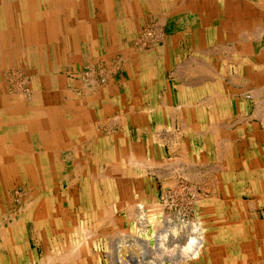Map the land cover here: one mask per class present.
<instances>
[{
    "label": "rangeland",
    "instance_id": "1",
    "mask_svg": "<svg viewBox=\"0 0 264 264\" xmlns=\"http://www.w3.org/2000/svg\"><path fill=\"white\" fill-rule=\"evenodd\" d=\"M106 1L0 0V121L38 122L25 129L23 140H32L34 154L27 152L28 158L19 160L15 151L0 149L12 154L7 159L0 152V264H126L129 258L141 264H264V200L211 196L210 182L181 172L160 176L162 169L176 167L174 159L157 164L153 159L149 166L126 158L121 160L127 165H104L116 155L102 156L96 148L81 151L80 142L71 148L69 139L76 133H64L65 128L77 127L76 137L81 136L83 122L87 129L89 122L112 115L113 109L99 110L112 90L121 85L118 91L125 92L119 82L127 75L125 46L161 44L174 25L153 13H140L136 16L144 19L132 23L136 16L126 0L120 13L116 0ZM119 16L117 45L116 37L102 38L100 29L112 31L117 25L112 17ZM51 110L55 121L48 117ZM38 132L48 134L50 141L39 142ZM33 156L34 162L29 160ZM157 200L164 211L150 212ZM138 202L146 205L145 229L131 211ZM166 224L178 229L170 234L171 252L163 253L157 250V230L167 232ZM198 227L204 228L203 248L176 263L186 256L178 250L191 236H199Z\"/></svg>",
    "mask_w": 264,
    "mask_h": 264
},
{
    "label": "crops",
    "instance_id": "2",
    "mask_svg": "<svg viewBox=\"0 0 264 264\" xmlns=\"http://www.w3.org/2000/svg\"><path fill=\"white\" fill-rule=\"evenodd\" d=\"M125 4L135 16L153 13L160 21H172L173 28L161 44L122 46L127 75L119 82L125 92L118 91L121 85L112 90V98L106 97L99 109H113L112 115L89 122L87 129L83 122V134L76 137V132L71 148L80 142L81 151L96 148L116 155L104 165H127L122 161L126 158L138 165L174 159L177 169H162V176L182 172L210 182L215 190L211 196L264 200V0ZM116 5L120 13L124 2L116 0ZM112 21L116 28L100 33L102 38L116 37L118 45L122 18ZM248 92L252 98H246ZM140 176L136 172L139 182Z\"/></svg>",
    "mask_w": 264,
    "mask_h": 264
},
{
    "label": "bare ground",
    "instance_id": "3",
    "mask_svg": "<svg viewBox=\"0 0 264 264\" xmlns=\"http://www.w3.org/2000/svg\"><path fill=\"white\" fill-rule=\"evenodd\" d=\"M103 1V0H102ZM106 1V0H105ZM158 1V0H157ZM107 2V1H106ZM253 2V1H252ZM261 2H262V0H261ZM223 3V2H222ZM107 4V3H106ZM167 4H168V2H167ZM255 4V3H254ZM100 5V4H99ZM257 6V5H256ZM258 6H259V4H258ZM101 7V6H100ZM230 7V6H229ZM27 8V7H26ZM157 8H158V6H157ZM156 8V9H157ZM98 10V9H97ZM96 11V10H95ZM194 12V11H193ZM98 13V12H97ZM82 14V13H81ZM99 14V13H98ZM184 14V13H183ZM104 15V14H103ZM99 16V15H98ZM101 16H102V12H101ZM65 18V17H64ZM102 18V17H101ZM178 18V17H177ZM38 19V18H37ZM96 21H97V19H96ZM98 24H99V22H98ZM127 27V26H126ZM248 28V27H247ZM181 29V28H180ZM141 33V32H140ZM248 33V32H247ZM247 33H245V34H247ZM146 34V33H145ZM240 34V33H239ZM262 34V33H261ZM101 35V34H100ZM142 35V34H141ZM147 35H148V33H147ZM254 36H255V34H253ZM38 37V36H37ZM101 38V37H100ZM157 38V37H156ZM68 40V42H69V38L67 39ZM100 40V39H99ZM146 40V39H145ZM144 40V41H145ZM160 43V42H159ZM145 44V43H144ZM123 46V45H122ZM140 48V47H139ZM231 51H233V50H231ZM97 53V52H96ZM232 54V53H231ZM229 56H231V55H229ZM229 59H232V58H229ZM228 59V60H229ZM239 59H241V58H239ZM236 60V59H235ZM238 61V60H237ZM200 63V62H199ZM205 64V63H204ZM203 64V65H204ZM200 65V64H199ZM119 66V65H118ZM27 67V66H26ZM124 71V70H123ZM1 72V71H0ZM86 73H89V72H86ZM117 77V76H116ZM189 78V77H188ZM189 81V80H188ZM196 81V80H195ZM193 82V81H192ZM192 82H190V83H192ZM195 83V82H194ZM97 84V83H96ZM256 88V87H255ZM101 89V88H100ZM251 89V88H250ZM252 90V89H251ZM263 90V89H262ZM247 92V91H246ZM258 94V93H257ZM261 94V93H260ZM264 94V93H263ZM256 95V94H255ZM111 97V96H110ZM112 98V97H111ZM71 100V99H70ZM261 100H264V98L263 99H261ZM262 102V101H261ZM260 102V103H261ZM257 105H258V103H257ZM259 106V105H258ZM257 106V107H258ZM262 106V105H261ZM260 106V107H261ZM259 107V108H260ZM31 109V108H30ZM29 109V110H30ZM260 110V109H259ZM257 111V110H256ZM262 111H263V109H262ZM258 112V111H257ZM30 113V112H29ZM263 114V113H262ZM48 117H52V119L55 121V118H56V115L54 114V112L51 110L50 111V113L48 114ZM111 117V116H110ZM262 117V116H261ZM89 118V117H88ZM115 118V117H114ZM51 119V120H52ZM112 119V118H111ZM86 120V119H85ZM39 122H41V121H39ZM110 122V121H109ZM37 123L38 122H36V120L35 119H29V120H27V121H21L20 123H10L9 121L8 122H6L5 120L4 121H0V149H7V150H9V151H11V152H13V151H15L16 152V155L18 154L19 155V157L17 158V159H19V160H21V159H24V158H28V157H26L25 155H28L27 154V152H30V151H32V153L34 154L35 152H34V150L36 149L32 144H30L29 142H31L32 140H30V139H28L29 140V142H28V140H26V141H23L24 140V137H25V134L27 133L28 134V131H26L25 129H28L29 127L30 128H32V127H35L36 125H37ZM217 123V122H216ZM219 123V122H218ZM14 125H16V127H13ZM65 125H67V121L65 122ZM15 128V129H14ZM78 128L77 127H75V128H73V126L72 125H68L67 126V128H65V132L64 133H66V132H70V133H76V132H78L79 130H77ZM154 131V130H153ZM156 133V132H155ZM159 133V132H158ZM164 133V132H163ZM83 134V133H82ZM170 135V134H169ZM35 138L39 141V142H41V143H43V142H49L50 140H48V134H46V133H44V132H38V133H36L35 134ZM69 141H70V139H69ZM74 141V140H73ZM73 141H71L72 143H73ZM35 143V142H34ZM127 143V142H126ZM70 147V146H69ZM64 149V148H63ZM49 150V149H48ZM234 150V149H233ZM1 153H2V155L3 156H5L7 159H12V154H10V152H6V151H0ZM18 152V153H17ZM52 153V152H51ZM40 154V158H43V159H49L50 157H48L49 155H48V153L47 154H43V153H39ZM69 154V153H68ZM72 154V153H71ZM182 154V153H181ZM1 155V157L0 158H2L3 156ZM67 155V154H66ZM82 155V154H81ZM80 156V155H79ZM78 156V157H79ZM102 156H103V154H102ZM66 157V156H65ZM33 159H29V160H33V162H34V156L32 157ZM73 158H74V156H73ZM83 158V157H82ZM94 158V157H93ZM62 159V158H61ZM75 159V158H74ZM251 159V158H250ZM6 160V159H5ZM80 160H81V158H80ZM251 160H253V159H251ZM9 161V160H8ZM180 161V160H179ZM18 162V161H17ZM17 162H16V164H17ZM21 162V161H20ZM33 162H29V163H32L33 164ZM135 162V161H134ZM176 162V161H175ZM75 163V162H74ZM91 163V162H90ZM173 163V162H172ZM179 162H177L176 164H178ZM50 164V163H49ZM175 164V163H174ZM8 165V164H7ZM23 165V164H22ZM141 165V164H140ZM144 165V164H143ZM181 165V164H180ZM192 165V164H191ZM14 166V165H13ZM63 166V165H62ZM150 166V165H149ZM179 166V165H178ZM210 166V165H209ZM30 167V166H29ZM92 167V166H91ZM182 166H180V168H181ZM197 167V166H196ZM63 168V167H62ZM159 168V167H158ZM183 168V167H182ZM190 168V167H189ZM221 168H223V167H221ZM2 169H3V167H2ZM1 169V170H2ZM71 169V168H70ZM116 169H118V168H116ZM172 169V168H171ZM179 169V168H178ZM190 169H192V168H190ZM195 169V168H194ZM198 169V168H197ZM20 170V169H19ZM106 170V169H105ZM149 170V169H148ZM154 170V169H153ZM156 170V169H155ZM161 170V169H160ZM169 170V169H168ZM208 170V169H207ZM3 171V170H2ZM1 171V172H2ZM12 171V170H11ZM108 171V170H107ZM110 171V170H109ZM118 171V170H117ZM158 171H159V169H158ZM171 171H173V170H171ZM174 171H175V168H174ZM177 171V170H176ZM32 172V171H31ZM37 172H38V170H37ZM169 173V172H168ZM182 173V172H181ZM186 173H188V172H186ZM196 173V172H195ZM202 173V172H201ZM40 174V173H39ZM180 174V173H179ZM183 174V173H182ZM234 174V173H233ZM128 175V174H127ZM186 175V174H185ZM190 175V174H189ZM28 176V175H27ZM32 176V175H31ZM160 176H162V175H160ZM187 176V175H186ZM198 176V175H197ZM185 177V176H184ZM192 177V176H191ZM1 178V177H0ZM162 178V177H161ZM186 178V177H185ZM193 178H194V175H193ZM205 178V177H204ZM32 179V178H31ZM166 179V178H165ZM42 180H44V179H42ZM174 180H175V178H174ZM173 180V181H174ZM194 180V179H193ZM29 181V180H28ZM46 181V180H45ZM168 182V181H167ZM172 182V181H171ZM35 183V182H34ZM37 183V182H36ZM166 183V182H165ZM169 183V182H168ZM181 183V182H180ZM50 184V183H49ZM76 184V183H75ZM203 187H204V185H203ZM31 188V187H30ZM41 188V187H40ZM214 189H215V186H214ZM76 190V189H75ZM215 191V190H214ZM213 191V192H214ZM166 192V191H165ZM179 192V191H178ZM212 192V193H213ZM74 194V193H73ZM214 194V193H213ZM143 195V194H142ZM200 195V194H199ZM209 195V194H208ZM203 196H206V195H203ZM211 197V196H210ZM243 197V196H242ZM211 200V199H210ZM157 202V205L155 206V207H153V208H151V209H149V211L151 212V211H154V213H157V211H162L163 210V206H161L160 204H159V201L157 200L156 201ZM110 206V205H109ZM136 208L134 207V204H133V208L134 209H131V211L134 213V215L137 217V219L139 220V223H140V225L142 226V228L143 229H145L146 228V223H147V209H146V205H145V203L144 202H138L136 205ZM104 211V210H103ZM102 211V212H103ZM164 211V210H163ZM131 212V213H132ZM104 213V212H103ZM110 214V213H109ZM108 214V215H109ZM221 214V213H220ZM54 215V214H53ZM107 215V214H106ZM110 215H113V214H110ZM99 216V215H98ZM102 216H105V214H103ZM171 216V215H170ZM173 216V215H172ZM101 217V216H100ZM253 217V216H252ZM163 218H164V216H163ZM166 218V217H165ZM167 219V218H166ZM170 219H172L171 217H170ZM185 219V218H184ZM164 220V219H163ZM245 220V219H244ZM262 220V219H261ZM166 221V220H165ZM174 221V220H173ZM68 222V221H67ZM106 221H104V223H105ZM175 222V221H174ZM179 222H181V221H179ZM197 222V221H196ZM103 223V222H102ZM163 223V222H162ZM185 223H186V221H185ZM94 224V223H93ZM108 224V223H107ZM169 224V223H168ZM168 224H166V226L168 225ZM198 224V223H197ZM163 225V224H162ZM170 225V224H169ZM169 225H168V228L166 227V229H164L165 231L167 230V232H164L163 230H157L158 231V235H157V246H158V248H157V250H160V251H162L163 253L165 252V253H167V252H171V250L170 249H168L167 248V246H169V238H170V236H172V235H170V234H172L173 232L172 231H174V232H177L175 229H178L177 227H175V228H170L169 227ZM177 225V224H176ZM179 225V224H178ZM184 225V224H183ZM160 226V225H159ZM192 226H194V225H192ZM93 227H94V225H93ZM189 227V226H188ZM196 227V226H195ZM179 228H181V227H179ZM94 229V228H93ZM159 229V228H158ZM188 229V228H187ZM193 229V228H192ZM198 229V230H197ZM196 230L198 231V232H200V234H199V236L197 235V236H191L190 237V239H188L189 241H187V243H186V245H183L179 250H178V252L179 253H182L183 255H186V256H184L182 259H181V257H180V259L179 260H177L178 262H176V263H179V262H181L183 259L185 260V258H188V257H193L194 255H196L200 250H201V248H203V246H204V241H205V237H204V228L203 227H198ZM190 232V231H189ZM198 232L196 233V234H198ZM193 233V232H192ZM40 237V236H39ZM117 237V236H116ZM180 238V237H179ZM174 239V238H173ZM181 239V238H180ZM142 240V239H141ZM140 241V240H139ZM175 241V240H174ZM179 241V240H178ZM178 241H176V242H178ZM71 243V242H70ZM77 246V245H76ZM122 247H123V245L120 243V245H118V247H117V251L119 252V251H121L122 250ZM126 247V246H125ZM132 248V247H131ZM135 248V247H134ZM144 248V247H143ZM142 248V249H143ZM152 248V247H151ZM128 249V248H127ZM178 249V248H177ZM124 251V250H123ZM128 251V250H127ZM176 251V250H175ZM148 252V251H147ZM154 252V251H153ZM177 252V251H176ZM67 253V252H66ZM114 253V252H113ZM172 254V253H171ZM69 255V254H68ZM157 255V254H156ZM182 255V256H183ZM108 256V255H107ZM144 257V256H143ZM158 257V256H157ZM68 258V257H67ZM121 259L120 260H125V257L123 256H121L120 257ZM126 258H128V257H126ZM148 258V257H147ZM146 258V259H147ZM159 258V257H158ZM65 259V258H64ZM114 259V258H113ZM112 259V260H113ZM141 259V258H140ZM157 259V258H156ZM175 259H178V258H175ZM129 260L131 261L132 260V263H130L129 262ZM129 260L127 259V261H125V263L126 264H141V263H143V262H141V260H139V263H138V259L137 258H129ZM143 260V259H142ZM162 260V259H161ZM119 261V260H118ZM144 261V260H143ZM160 261V260H159ZM173 261V260H172ZM175 261V260H174ZM62 262V261H61ZM65 262V261H64ZM145 262V261H144ZM147 263V262H146ZM65 264V263H64ZM124 264V263H123ZM147 264H162L161 262H156V261H154V260H151L150 262H148Z\"/></svg>",
    "mask_w": 264,
    "mask_h": 264
},
{
    "label": "built area",
    "instance_id": "4",
    "mask_svg": "<svg viewBox=\"0 0 264 264\" xmlns=\"http://www.w3.org/2000/svg\"><path fill=\"white\" fill-rule=\"evenodd\" d=\"M151 32L148 33V35L150 36ZM247 97H251V94H247Z\"/></svg>",
    "mask_w": 264,
    "mask_h": 264
}]
</instances>
